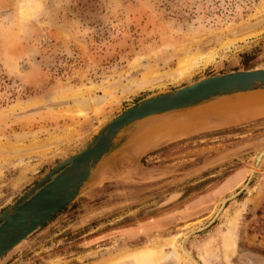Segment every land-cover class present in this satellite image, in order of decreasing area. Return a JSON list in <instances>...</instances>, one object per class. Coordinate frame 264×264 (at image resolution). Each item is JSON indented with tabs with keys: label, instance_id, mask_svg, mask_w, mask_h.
<instances>
[{
	"label": "rangeland",
	"instance_id": "rangeland-1",
	"mask_svg": "<svg viewBox=\"0 0 264 264\" xmlns=\"http://www.w3.org/2000/svg\"><path fill=\"white\" fill-rule=\"evenodd\" d=\"M263 10L264 0H0V213L142 99L263 69ZM210 53L171 79L180 60ZM261 96L233 101L254 111L234 122L207 116L227 100L120 134L76 199L0 264H103L173 236L183 264H264ZM175 119L183 129L160 140Z\"/></svg>",
	"mask_w": 264,
	"mask_h": 264
},
{
	"label": "water",
	"instance_id": "water-1",
	"mask_svg": "<svg viewBox=\"0 0 264 264\" xmlns=\"http://www.w3.org/2000/svg\"><path fill=\"white\" fill-rule=\"evenodd\" d=\"M262 92L264 68L238 70L146 97L127 108L104 125L80 151L46 172L0 213V260L76 199L92 173L114 151L120 134L134 136L151 122ZM263 152L255 159L254 167L260 165Z\"/></svg>",
	"mask_w": 264,
	"mask_h": 264
},
{
	"label": "bare ground",
	"instance_id": "bare-ground-1",
	"mask_svg": "<svg viewBox=\"0 0 264 264\" xmlns=\"http://www.w3.org/2000/svg\"><path fill=\"white\" fill-rule=\"evenodd\" d=\"M214 57H215V54L210 53V54H206L205 56H202V55L201 56H199V55H193V56H189L187 58H183L182 60H180L177 63V67L174 70V77L171 78V79L175 83H179L180 81L185 80L190 75V73L192 72V70L198 64H200V65L201 64L202 65L203 64L204 65L205 64H209L210 62H212L214 60ZM263 94H264V92L257 93V94H249V95H246V96L237 97V98H234L233 100L232 99H230V100L231 101H235V100H239V99H243V98L255 97L256 95L258 97V95H263ZM253 102L257 103L258 105L264 106V96L259 97L257 100H253ZM217 104H214V106L217 105ZM193 110H196V109H193ZM193 110H191V111H193ZM201 112H203V111H201ZM215 112L216 111H214V113ZM220 113L222 114L221 111H220ZM216 115H217V113H216ZM218 115H219V113H218ZM208 116L211 117L210 115H208ZM211 119H213V118H211ZM176 120L177 119H175V121L171 120L170 122H166V123L162 124V126L159 129V132H160V134H167V136L162 137L160 140H162L164 142H167V141H170V140L176 138V137H174V134L171 135L170 133L173 130L175 131V129H177V130L183 129L180 126L183 122L181 123L178 120L176 122ZM195 121L196 120H191L190 121V124L192 122H195ZM188 124H189V122L185 123L186 126H188ZM157 130H158V128H157ZM182 132H184V131H182ZM157 133L158 132L152 133V135L153 134H156V135H159L160 136V134L159 133L157 134ZM177 239H178V237L173 236V237L167 239L164 244L163 243H160L158 241V239H155L153 242H151L150 244H147V245H145L143 247L136 248V249H132V250L123 252L121 254L115 255V256L109 258L108 260H106L103 264H169L170 262H172L174 264H183V262L188 263V261L185 260L184 259V256H183V255H185V257H187V254H184L183 253V255H182V253L179 252V248L177 247ZM233 249H234V244L232 242V238H231L230 233H228L227 234L226 241L224 243V250H225V255H226V261H228L229 254H232ZM180 250H181V248H180ZM91 255H92V257H96V254L95 253H93ZM188 257H190V256H188Z\"/></svg>",
	"mask_w": 264,
	"mask_h": 264
},
{
	"label": "crops",
	"instance_id": "crops-1",
	"mask_svg": "<svg viewBox=\"0 0 264 264\" xmlns=\"http://www.w3.org/2000/svg\"><path fill=\"white\" fill-rule=\"evenodd\" d=\"M243 99H247V98H243ZM229 102L230 103H228L227 105H224L227 107H224L221 105L220 109L215 110L216 111L215 113L210 114L211 117H209L208 119L216 117L215 116L216 113H217V116H220V117L230 114V115H228V118L225 120V122H223V124H225L226 121H228V122L236 121L237 116H238V118H243L245 116H250L252 114V112H254L253 108L251 106H249L247 103L246 104L243 102H240V103L236 102L235 103L233 101H229ZM220 111L222 112V114L220 113ZM218 113H219V115H218Z\"/></svg>",
	"mask_w": 264,
	"mask_h": 264
}]
</instances>
